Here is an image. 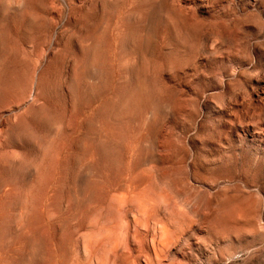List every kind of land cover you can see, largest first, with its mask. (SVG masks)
Returning <instances> with one entry per match:
<instances>
[{
    "label": "rangeland",
    "instance_id": "obj_1",
    "mask_svg": "<svg viewBox=\"0 0 264 264\" xmlns=\"http://www.w3.org/2000/svg\"><path fill=\"white\" fill-rule=\"evenodd\" d=\"M0 264H264V0H0Z\"/></svg>",
    "mask_w": 264,
    "mask_h": 264
},
{
    "label": "bare ground",
    "instance_id": "obj_2",
    "mask_svg": "<svg viewBox=\"0 0 264 264\" xmlns=\"http://www.w3.org/2000/svg\"><path fill=\"white\" fill-rule=\"evenodd\" d=\"M26 3V2H25Z\"/></svg>",
    "mask_w": 264,
    "mask_h": 264
}]
</instances>
